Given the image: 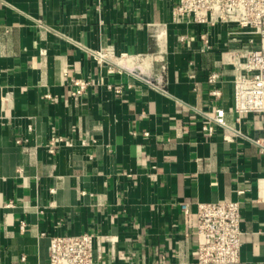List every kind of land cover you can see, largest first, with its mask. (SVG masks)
I'll use <instances>...</instances> for the list:
<instances>
[{"label":"crops","instance_id":"1","mask_svg":"<svg viewBox=\"0 0 264 264\" xmlns=\"http://www.w3.org/2000/svg\"><path fill=\"white\" fill-rule=\"evenodd\" d=\"M176 3L0 0V264H47L50 237L78 234L97 264H197L196 206L224 201L236 264H264V117L235 123L231 30L177 22ZM217 108L229 141L202 131Z\"/></svg>","mask_w":264,"mask_h":264},{"label":"built area","instance_id":"2","mask_svg":"<svg viewBox=\"0 0 264 264\" xmlns=\"http://www.w3.org/2000/svg\"><path fill=\"white\" fill-rule=\"evenodd\" d=\"M175 21L190 20L204 27L223 25L231 31L224 50L222 63L231 69L233 80V106L235 123L243 115L259 114L264 117V0H177L172 10ZM235 32H245V39L235 38ZM201 50L210 49L206 34L200 36ZM183 40V38H181ZM107 52H98V61L108 58ZM220 79L218 72H212L208 84L215 85ZM80 94L86 83L79 82ZM111 88V86H108ZM117 94L120 88H114ZM211 94L219 96L214 89ZM216 127L223 131V138L231 140L237 132L225 121L221 108L205 115L202 131L209 136ZM259 153L264 154V138L255 140ZM181 211L188 214L187 204H181ZM195 235L197 238V264H236L240 260L241 231L239 202L224 201L199 203L195 211ZM101 259L95 239L91 234L61 235L49 238L47 264H97Z\"/></svg>","mask_w":264,"mask_h":264}]
</instances>
